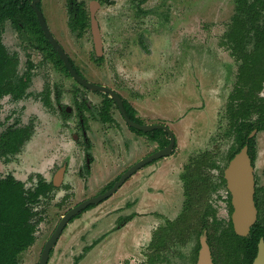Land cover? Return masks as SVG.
<instances>
[{
    "label": "rangeland",
    "instance_id": "obj_1",
    "mask_svg": "<svg viewBox=\"0 0 264 264\" xmlns=\"http://www.w3.org/2000/svg\"><path fill=\"white\" fill-rule=\"evenodd\" d=\"M60 2L63 4L64 0ZM44 3L48 17L57 12V0H45ZM234 13V0H116L114 5H107L100 12L103 35L108 39L105 46L109 50L102 62L96 64V56L90 51L91 39L87 36L86 40L79 41L80 53L74 54V59L82 67V73L91 80L109 84L125 80L123 84L113 87L120 89L139 110L138 114L147 121L145 123H162L158 125L169 127L175 134L176 148L170 157L137 172L114 195L82 211L64 230L48 264H152L146 263V255H154L153 247L148 248L146 240L144 245L147 246L138 248L136 245L142 223H151L154 218L157 220L156 227L166 226V231L162 233L168 232V239L176 240L174 243L165 241L162 261L157 259L156 264L194 262L196 237L205 211L204 200H207L206 196L202 200L201 194L194 196L195 187L221 174L238 147L235 129L229 119L228 97L238 92L241 86L245 91L247 87L244 85L246 80L238 78L239 63L230 56L231 49L225 41ZM61 15H65V12L62 11ZM112 19L119 21L115 27L111 25ZM3 30L5 40L9 43V23ZM175 41L178 46L182 44V47L187 46L191 50V60L186 68L180 70L181 78L177 84L150 88L155 92L149 93V98H146L143 87H139L138 69L149 66V74H153L156 66L148 56L153 52L159 53V56L168 46L173 47ZM123 65L125 73L121 69ZM130 68L132 73L130 70L128 77L126 70ZM162 72L174 75L175 69L173 72ZM44 74L43 80L48 82L50 77H47L46 71ZM159 75L157 73V77L162 74ZM70 88H73L71 83L66 81V95ZM260 92L256 93L257 98L260 103H264ZM82 94L97 104L103 100L100 94L83 91ZM242 96L247 98L248 93ZM69 97L67 95L64 99L68 104ZM238 102L241 103L240 100ZM33 105L36 103L33 102ZM30 112L29 109L27 113ZM5 114L0 111V123ZM32 116L39 122L37 127H41V120H38L36 113H32ZM259 116L258 113L252 115L248 122L257 123ZM116 122L117 129L104 127L101 131L97 129L92 132V147L95 148L92 154L94 164L98 166L91 173L84 166V174L78 178L76 170L85 163L82 155L81 161L75 162V166L72 164L66 184L57 188L53 196L41 201L38 207L43 221L37 229V241L34 247L19 256L20 264H40L45 244L62 215L78 203L103 192L132 165L158 149L157 142L139 136L124 125L119 117ZM160 139L166 141L168 137L162 135ZM256 145L257 174L260 184H263L264 132L256 135ZM73 148L69 142L66 150H60L63 155ZM168 161L171 163L168 164ZM52 166L50 164L49 168ZM3 167V175H6L10 168ZM56 169L57 165L52 172ZM171 171L176 173L181 198L174 203L169 213L163 210L161 200L158 201L153 194L160 193L156 196L163 197L165 192L155 188L161 184L167 196L177 198V192L172 193L173 180L167 175ZM23 174L28 175V169ZM35 174L30 175V181L26 184L32 183ZM183 174L187 176V184L181 180ZM188 192L193 195L194 212H191L192 205L187 200L191 196ZM146 200L148 209L157 212L155 217L138 214L141 210L139 205H143ZM149 210L144 209L143 214ZM187 227L195 228L190 238L187 237ZM157 233L155 238H158ZM147 239H151V236ZM165 259H168V263H165Z\"/></svg>",
    "mask_w": 264,
    "mask_h": 264
},
{
    "label": "flooded vegetation",
    "instance_id": "obj_2",
    "mask_svg": "<svg viewBox=\"0 0 264 264\" xmlns=\"http://www.w3.org/2000/svg\"><path fill=\"white\" fill-rule=\"evenodd\" d=\"M28 1L31 8L29 22H23V20H20L16 23L15 21L8 19L3 21L0 25V42L2 46V59L0 64V111L2 113H6L5 118H3V122L0 123V185L3 182L8 183L12 181L22 186V189L27 197H32L31 201L28 202V207L31 211L30 224L33 226L32 236L35 238V240L34 243L28 248L30 249L36 244L37 229L43 221L38 207L41 201L53 196V193L57 188H61L66 184L72 164L75 166V162L81 161L82 155L85 163L81 164L76 170V176L78 178H81L84 174V166L90 173L92 172V169H95L98 166L97 164H94L95 158L92 154V151L95 149L92 147L94 142L92 132L97 129L101 131L102 129H105L104 127L117 129L118 124L116 121L118 117L120 118L121 122L124 125L126 124L130 130L137 129L129 126V124L125 121V117L118 103L111 96V94L92 90L72 75L60 52L55 47V44L43 30L38 18V14L32 5L33 0ZM141 1L144 2L145 0ZM44 2L45 0H39L37 7L43 16L50 35L53 37L59 48L67 56L73 71H75L76 74L86 83L107 87L112 90L122 100L124 109H126L125 102H127L128 105H130V107L134 110L135 118L141 122L137 123L134 121L135 123L140 125L162 124L145 123L147 121H144L143 116L138 114L139 110H137L130 103V101L127 100L120 89L113 87L118 86L119 83L123 84L125 80L112 82L111 84L91 80L82 73V67L73 57L74 54L80 53V48L78 47L79 41L86 40L87 36H89L91 39L90 51L96 56L95 62L96 64L102 62V58L109 49H107L105 46L108 39L105 37V35H103V21L99 17V14L103 8H105V6L114 5L116 0H64L63 4H60V0H57V12L49 15V17L46 15L45 8H47V6L44 5ZM234 3L236 8V0H234ZM60 10L64 11L65 15H61L62 11L60 13ZM123 18L125 19V17ZM94 22L96 23V33L94 31ZM7 23L10 25L9 43L7 40H5V34L3 32V29ZM118 23L119 21H116L115 19H112L111 21V25H114V27ZM232 25L233 18L231 25L225 34V41L228 47L231 49L230 56L234 57V59L239 63L238 78L239 80L244 81L240 76V68L242 63L240 59H238V55H235L233 52L234 45L228 38V34ZM177 41L173 43V47L168 46V48L162 51L159 56V53L154 52L148 56L156 66L154 68L155 72L153 74H149V66H143L141 69H138L137 78L140 81L139 87H143V92L146 93V98H149V93L155 92L154 89L152 90L150 88H155L157 85L163 86V84H165L164 86H172L177 84L178 79L181 78L180 70L182 71L183 68H186L188 61L191 60V58H189L191 57V50L188 49L187 46L186 48L182 47V44L181 46H178ZM172 66L174 67L173 69H175V74L173 73L174 75L168 72H173ZM178 67L182 68L178 69ZM121 69L123 73H125V65H123ZM130 70L132 73L131 68L126 70L128 77H130ZM44 71L48 73L47 77H50L48 82L43 80V77H45ZM162 71H167L168 73L164 74ZM156 72L162 75L157 77ZM66 81H69L73 87L69 90L67 89V95H70V104L64 100L67 97L64 90ZM245 84L246 83H244V85ZM263 85L264 83L262 84V88ZM245 87L247 86L245 85ZM262 88L255 92V94H258V92L261 91L259 95L262 99H264V88ZM242 90L244 93H247L248 87L245 91L244 87L241 86L238 92L236 91V93L228 97V112L231 103H234V106L236 107L239 103V100L242 102L246 99L242 96ZM82 91L96 95L100 94L103 96V100L97 104L93 100L89 99L90 97L88 98L82 94ZM139 91L141 93V90ZM33 102H35L36 105L32 106ZM30 104L31 107L29 106ZM260 104L264 105V103ZM255 108L250 117L256 114ZM29 109L32 113H36L38 120H41V127H37L39 122L37 123V121L34 120L32 113H27ZM126 112L128 114L127 109ZM149 112L151 111L149 110ZM248 123L251 125L257 124L250 122ZM151 132L153 131L144 133ZM261 132H264V130L260 131L258 128L252 129L248 135V139L253 140L252 145L247 141L243 146V148L248 146V153L253 167L255 187L254 201L257 208L256 222L251 227L247 236H241L237 234L234 220V214L236 210L233 201V193L230 189L225 172L233 157L242 150L241 148L239 152L229 159L221 174L212 178V180H210L208 183L205 182L201 184V186L195 187L196 193L194 196L201 194L202 200L205 198V196L207 197V200H204L205 211L203 212L204 215L200 231L196 237L197 245L195 249V260L191 264H196L198 260L199 251L201 248L200 237L203 231H206L207 243L209 245L214 264L255 263V259L259 251V244L261 240L264 241V183L260 184L261 180H259L256 165V135ZM138 135L146 136L144 134ZM165 136L168 137L169 142L164 147H161L158 141H153L148 136H146L151 141L157 142L159 146L156 151L144 157L143 159L151 156L155 152L167 147L170 144V137L168 133ZM69 142L73 144V150L69 151L68 154L63 153L62 155L61 150H66ZM162 159L155 160L145 165L139 171L152 166ZM2 164L3 166L10 168V171H8L6 175H3L4 167ZM50 164H53L51 168H49ZM56 165L57 169L52 172V169H54ZM217 167L218 166H216V168ZM27 169L29 174H23V172H25ZM125 172L123 174H125ZM172 172L173 171L167 175L173 180L172 193L176 194L177 192V198L175 199L167 196L165 187L161 184H157L155 188H160L163 190V192H165V194L162 195L163 197L159 198L156 196L160 193L153 194V197L157 198L158 201L161 200L160 205L162 206L163 210L168 211L169 213L173 210L174 203L179 200V198H181L180 188L176 181V173ZM33 173L36 174L32 178V183L30 182L29 184H26V182L30 181V175ZM123 174H121L114 182L110 183L103 192L95 195L94 197H98L113 188V186L121 179ZM181 180L184 182V184H187V176L185 174L182 175ZM127 181L128 179L126 182ZM184 184L183 188L185 193ZM188 193L191 196H188L189 199L187 198V200L192 205L191 212H194L196 210L193 209V195L191 192ZM213 198H215V200H213ZM82 202L70 208L64 215L61 216V219L70 210L77 207ZM92 206L94 205L88 206L85 210H89ZM139 207L141 210L138 214L143 215V217H155L154 214L157 213L151 212L148 209L149 207L147 200L143 205H139ZM144 209L149 211L144 212L143 214ZM159 213H161V210H159ZM77 217L78 215L73 217L66 225L65 229ZM60 221L58 222L56 228L58 227ZM155 224H157L156 218H154V221L151 223H142L140 238L138 239L136 245L138 248L142 246L145 247L147 244L148 248L153 247L152 253L154 252V255H146L148 258L146 263L152 264H156L157 259L162 261V249L166 240L173 243L176 241L168 239V232H164V234L162 233V231H166V226H159L158 228ZM176 227L177 226H175V228ZM194 229L195 228L188 229L187 227L186 231L188 232V238L192 236ZM155 233H157L156 235H158V238L154 237ZM172 234L175 233H171V235ZM148 236H151V239L148 240ZM165 237H167V239ZM145 240L147 244L144 245ZM253 248L255 249L254 256L252 255ZM52 252L53 250L51 251V254ZM142 252H145V249H142ZM137 258H140V254ZM164 261L165 263H168V259H165Z\"/></svg>",
    "mask_w": 264,
    "mask_h": 264
},
{
    "label": "trees",
    "instance_id": "obj_3",
    "mask_svg": "<svg viewBox=\"0 0 264 264\" xmlns=\"http://www.w3.org/2000/svg\"><path fill=\"white\" fill-rule=\"evenodd\" d=\"M30 11L28 0H0V25L8 19L16 23L20 20L29 22ZM228 38L234 45L233 52L238 55L242 63L240 76L246 80L245 85L249 93L241 104L235 107L234 103H231L229 107V119L235 129L238 143L236 151L230 156L231 159L247 141L252 145L253 140L248 139L252 129L264 130V105L260 104L255 94L264 83V0H236L233 25ZM1 52L0 42V64ZM241 92L244 93L243 90ZM125 107L130 118L141 123L135 118V112L127 102ZM254 108L260 116L257 124L251 125L248 119ZM134 131L148 136L153 141H158L161 147L169 142L160 139V136L167 135L164 130L151 133ZM31 199L32 197L25 195L20 184L11 181L0 185V264H20L19 255L34 243L33 226L30 224L31 211L28 207ZM252 255H255L254 248Z\"/></svg>",
    "mask_w": 264,
    "mask_h": 264
},
{
    "label": "water",
    "instance_id": "obj_4",
    "mask_svg": "<svg viewBox=\"0 0 264 264\" xmlns=\"http://www.w3.org/2000/svg\"><path fill=\"white\" fill-rule=\"evenodd\" d=\"M38 1L39 0H33L32 5L38 14V18L41 23V26L43 30L45 31V33L49 36L51 41L55 44V47L60 52L62 58L64 59L72 75L77 80H79L80 82H82L83 84H85L87 87H89L92 90L111 94V96L118 103L125 117V121L129 124V126L137 130L144 131V132H150V131L162 129L166 131L170 137V144L167 147L155 152L151 156L141 160L140 162L132 166L128 171L125 172V174H123L121 179L109 191H107L106 193L98 197H93V198H90L82 202L80 205L73 208L65 216H63L58 227L56 228V230L54 231L50 239L47 241L44 247V250L42 252V255H41L40 264H48L51 251L55 248L63 230L65 229L66 225L69 223V221L73 217L79 215V213L85 210L88 206L99 204L103 200L114 195L121 188V186L126 182L127 179H129L131 176L137 173L145 165L155 160L169 157L175 148L176 139H175L173 131L165 125H158V124L157 125H140L132 121L126 112V109H124L122 100L119 98L117 94H115L109 88L84 82L76 74V72L73 71V69L71 68L69 64L67 56L59 48V46L55 43L53 37L50 35L47 25L43 19V16L37 7ZM94 31L96 33V23L95 22H94ZM225 174L228 179L230 189L233 193V201H234V206L236 210L234 214L235 230L237 234L241 236H247L250 232L251 227L254 225V223L257 220V208H256L255 201H254V193H255L254 174H253V167L251 164V159L248 153V146H245L244 148H242V150L233 157ZM200 243H201V248L199 251V256H198V260L196 264H214L212 257H211L210 248L207 243L206 231L202 232L201 237H200ZM254 264H264V241L263 240H261L259 244V251H258V255L255 259Z\"/></svg>",
    "mask_w": 264,
    "mask_h": 264
},
{
    "label": "crops",
    "instance_id": "obj_5",
    "mask_svg": "<svg viewBox=\"0 0 264 264\" xmlns=\"http://www.w3.org/2000/svg\"><path fill=\"white\" fill-rule=\"evenodd\" d=\"M168 164L171 163L170 161L167 162Z\"/></svg>",
    "mask_w": 264,
    "mask_h": 264
}]
</instances>
